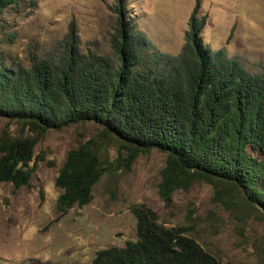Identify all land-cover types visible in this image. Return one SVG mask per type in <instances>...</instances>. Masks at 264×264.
<instances>
[{
    "label": "trees",
    "instance_id": "1",
    "mask_svg": "<svg viewBox=\"0 0 264 264\" xmlns=\"http://www.w3.org/2000/svg\"><path fill=\"white\" fill-rule=\"evenodd\" d=\"M14 1L0 0V11ZM201 22L190 14L176 55L149 54L148 40L120 17L110 37L117 61L71 44L57 60L32 59L27 67L9 65L0 54V114L34 132L0 135V181L29 183L33 146L46 128L92 120L99 138L69 147L57 168V210L87 203L103 172L127 168L152 147L165 153L157 184L162 198L201 178L264 208V71L203 43ZM109 139L117 153L103 160ZM129 209L136 237L96 249L90 264H228L182 226L165 225L146 203Z\"/></svg>",
    "mask_w": 264,
    "mask_h": 264
},
{
    "label": "rangeland",
    "instance_id": "2",
    "mask_svg": "<svg viewBox=\"0 0 264 264\" xmlns=\"http://www.w3.org/2000/svg\"><path fill=\"white\" fill-rule=\"evenodd\" d=\"M190 14L202 18L203 43L223 48L250 71H264V0H15L0 11V54L9 65L27 67L32 59L57 60L71 44L117 61L110 37L120 17L148 40L149 54L176 55ZM99 130L92 120L46 128L33 146L29 183L0 181V264H90L96 249L136 237L129 206L139 201L216 258L264 264L263 206L201 178L162 198L157 184L165 153L154 147L139 151L127 168L103 172L87 203L57 210L53 179L66 150L99 138ZM3 132L34 134L0 114ZM117 149L113 139L105 140L101 158L112 160Z\"/></svg>",
    "mask_w": 264,
    "mask_h": 264
}]
</instances>
